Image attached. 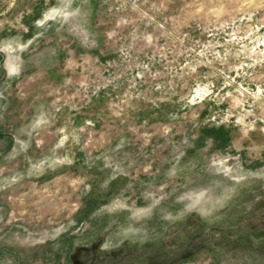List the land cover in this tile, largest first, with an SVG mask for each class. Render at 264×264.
I'll use <instances>...</instances> for the list:
<instances>
[{
    "label": "rangeland",
    "instance_id": "374dc122",
    "mask_svg": "<svg viewBox=\"0 0 264 264\" xmlns=\"http://www.w3.org/2000/svg\"><path fill=\"white\" fill-rule=\"evenodd\" d=\"M0 264H264V0H0Z\"/></svg>",
    "mask_w": 264,
    "mask_h": 264
}]
</instances>
